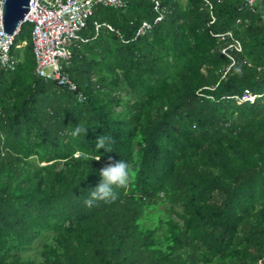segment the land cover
I'll return each mask as SVG.
<instances>
[{
	"label": "trees",
	"instance_id": "trees-1",
	"mask_svg": "<svg viewBox=\"0 0 264 264\" xmlns=\"http://www.w3.org/2000/svg\"><path fill=\"white\" fill-rule=\"evenodd\" d=\"M126 1L95 6L64 65L84 102L36 73L32 28L16 38L0 72V264H264V0ZM108 157L132 176L88 206ZM45 235L38 257L19 254Z\"/></svg>",
	"mask_w": 264,
	"mask_h": 264
},
{
	"label": "built area",
	"instance_id": "built-area-1",
	"mask_svg": "<svg viewBox=\"0 0 264 264\" xmlns=\"http://www.w3.org/2000/svg\"><path fill=\"white\" fill-rule=\"evenodd\" d=\"M158 9L160 0H153ZM258 0H243L245 7L254 8ZM208 3H210L208 1ZM3 4L0 0V72L14 70L18 59L12 53L16 38L24 24H30L32 28L33 52L36 58V73L58 85L75 92L77 99L84 102L86 94L81 91L78 84L64 70L74 54V48L79 42L87 41L82 35V30L87 26L88 20L94 13L98 4L125 8L126 0H31L30 9L25 19L14 34L7 35L4 32ZM162 18L158 16L157 20ZM264 20V16H263ZM97 28L100 27L99 23ZM111 27V26H110ZM152 24L145 21L139 33L151 28ZM112 28V27H111ZM229 35L232 33L229 31ZM20 46V45H17ZM230 46L242 50L241 43L236 40ZM227 53L226 49H223ZM254 95L247 92L244 99L253 100Z\"/></svg>",
	"mask_w": 264,
	"mask_h": 264
},
{
	"label": "clouds",
	"instance_id": "clouds-1",
	"mask_svg": "<svg viewBox=\"0 0 264 264\" xmlns=\"http://www.w3.org/2000/svg\"><path fill=\"white\" fill-rule=\"evenodd\" d=\"M88 128L79 124L74 129L73 135L80 133H87ZM107 138L104 136L98 137L97 147L103 148L107 152H111L109 145L106 143ZM101 155L96 157V160H100ZM113 157H108L110 161L106 166L99 169L100 182L89 190L90 196L85 199V203L88 206H92L96 200H113L116 199L118 193L116 191L119 187H126L132 172L129 163L125 159H118L113 161Z\"/></svg>",
	"mask_w": 264,
	"mask_h": 264
},
{
	"label": "water",
	"instance_id": "water-1",
	"mask_svg": "<svg viewBox=\"0 0 264 264\" xmlns=\"http://www.w3.org/2000/svg\"><path fill=\"white\" fill-rule=\"evenodd\" d=\"M4 32L12 35L19 28L30 9L31 0H3ZM35 1V0H34Z\"/></svg>",
	"mask_w": 264,
	"mask_h": 264
},
{
	"label": "rangeland",
	"instance_id": "rangeland-1",
	"mask_svg": "<svg viewBox=\"0 0 264 264\" xmlns=\"http://www.w3.org/2000/svg\"><path fill=\"white\" fill-rule=\"evenodd\" d=\"M183 3H186L187 0H182ZM31 34V25L30 24H26L24 26V32L21 34L18 35V41H21L24 36H30ZM119 109H121V107H119ZM169 206V204H167V207ZM51 241L52 238L51 236L48 237V236H43L40 240H38L30 249L28 250H23V251H20L19 254L25 256V257H28V256H33V257H38V251H40V245L43 241Z\"/></svg>",
	"mask_w": 264,
	"mask_h": 264
}]
</instances>
